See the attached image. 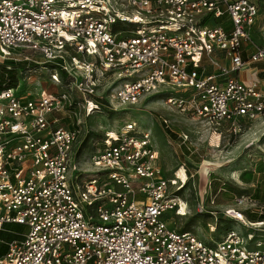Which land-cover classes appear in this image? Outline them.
<instances>
[{
  "label": "built area",
  "instance_id": "built-area-1",
  "mask_svg": "<svg viewBox=\"0 0 264 264\" xmlns=\"http://www.w3.org/2000/svg\"><path fill=\"white\" fill-rule=\"evenodd\" d=\"M261 5L0 0V235L15 236L0 237L7 245L0 264H264V218L248 217L264 215V200L233 195L220 215L249 232L233 227L205 242L162 220L167 211L182 215L176 192L186 174L181 167L185 180L180 168L165 176L148 129L133 120L106 129L85 159L86 146L77 147L85 118L136 106L162 87L181 92L166 97L168 108L214 132L225 124L236 133L263 116L262 80L238 78L264 63V26L255 39ZM25 62L48 65L50 81L65 80L69 91L17 92ZM215 198L208 195L210 205ZM196 208L207 212L200 201Z\"/></svg>",
  "mask_w": 264,
  "mask_h": 264
},
{
  "label": "rangeland",
  "instance_id": "rangeland-1",
  "mask_svg": "<svg viewBox=\"0 0 264 264\" xmlns=\"http://www.w3.org/2000/svg\"><path fill=\"white\" fill-rule=\"evenodd\" d=\"M259 7L256 41L257 34L264 26V6ZM23 68L20 69L21 85L17 92L24 89V94L36 95L42 90L69 91L65 80H61L60 84H53L43 65L25 62ZM251 68L264 69V63L249 65L238 72V75L240 73L250 79ZM29 69L33 72L28 71ZM259 78L263 79L264 89V71L259 74ZM161 91L146 97L136 106H126L117 111L106 109L101 114L85 118L84 124L87 127H82L83 132L77 143L79 149L86 146L82 150V159L88 156L89 151L91 153V141L99 140L106 129H115L133 120L140 129L150 131L151 142L158 151L159 164L165 176L173 178L179 168L177 174L182 180H185L186 174L184 186L176 192L185 201L182 215L173 217L172 212L167 211L162 220L169 227L190 231L205 242L221 240L226 230L233 227L246 234L249 229L223 218L220 211L231 202L235 194L264 199V115L254 121L242 122L241 129L236 133L225 124L219 128L220 131L214 132L198 118L167 107L166 97L181 92L175 94V89L170 87H162ZM82 118L83 116L81 120ZM162 119H167L168 128L162 124ZM69 120L70 122L62 120L60 124L71 125V118ZM168 131L175 137L170 138ZM182 134L187 136L183 142L179 136ZM181 167L185 169V174ZM221 187L225 190L219 192ZM210 193H216L213 205L207 199ZM198 201L204 204L207 212L197 211ZM261 205L264 206L262 203ZM209 212H214L217 218L214 219ZM211 226L215 229L212 230ZM7 227L14 231L24 228L19 224Z\"/></svg>",
  "mask_w": 264,
  "mask_h": 264
},
{
  "label": "trees",
  "instance_id": "trees-1",
  "mask_svg": "<svg viewBox=\"0 0 264 264\" xmlns=\"http://www.w3.org/2000/svg\"><path fill=\"white\" fill-rule=\"evenodd\" d=\"M8 77H9L10 85H15L16 84V80H15V75H14L13 70L12 71H8ZM3 78H4V76L2 74V69H1V71H0V84L3 81ZM168 134H169L170 138H174L175 137V135L172 134L169 131H168ZM253 198H255V197H253ZM257 200H264V199H257ZM248 217H249L250 220L256 221V220H258L260 218H264V215H258V214H254V213H249ZM0 237L4 238L6 241H9L12 238H14L15 236L7 233V234H1ZM6 250H7V245L0 244V256L3 255L6 252Z\"/></svg>",
  "mask_w": 264,
  "mask_h": 264
},
{
  "label": "crops",
  "instance_id": "crops-1",
  "mask_svg": "<svg viewBox=\"0 0 264 264\" xmlns=\"http://www.w3.org/2000/svg\"><path fill=\"white\" fill-rule=\"evenodd\" d=\"M247 67V66H246ZM246 67H244L243 69H245ZM242 69V70H243ZM263 71H264V69H257V68H251V70H250V79H249V77L248 76H243L242 74H240L239 73V75H238V78H240L241 80H243V81H245V82H248V81H250V80H252V79H255V78H259V74H262L263 73ZM260 79V78H259ZM262 81H261V83L263 82V79H261Z\"/></svg>",
  "mask_w": 264,
  "mask_h": 264
},
{
  "label": "bare ground",
  "instance_id": "bare-ground-1",
  "mask_svg": "<svg viewBox=\"0 0 264 264\" xmlns=\"http://www.w3.org/2000/svg\"><path fill=\"white\" fill-rule=\"evenodd\" d=\"M178 173V172H177Z\"/></svg>",
  "mask_w": 264,
  "mask_h": 264
}]
</instances>
